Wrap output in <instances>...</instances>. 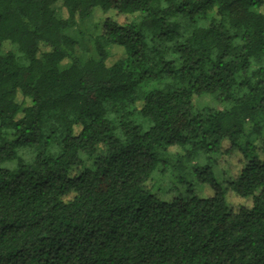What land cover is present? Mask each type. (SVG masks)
<instances>
[{
  "label": "trees",
  "instance_id": "obj_1",
  "mask_svg": "<svg viewBox=\"0 0 264 264\" xmlns=\"http://www.w3.org/2000/svg\"><path fill=\"white\" fill-rule=\"evenodd\" d=\"M0 264H264V0H0Z\"/></svg>",
  "mask_w": 264,
  "mask_h": 264
},
{
  "label": "rangeland",
  "instance_id": "obj_2",
  "mask_svg": "<svg viewBox=\"0 0 264 264\" xmlns=\"http://www.w3.org/2000/svg\"><path fill=\"white\" fill-rule=\"evenodd\" d=\"M100 19V14L95 13L91 18H87L84 21H79L76 25L75 28L72 30L71 35L75 37V39L81 44L76 48V52L78 56L80 57L81 54H83L84 51H86V54L84 53L85 58L90 59V58H96V55L92 51V47L90 44V34L92 32V24L96 22L97 20ZM74 34V35H73ZM81 37V38H80ZM83 46V48H81ZM196 107L197 108H218L219 104L217 103V100L213 96H202L196 100ZM228 165H230L228 173L231 174L233 173L236 168L237 164L234 159H230V162H226ZM221 165V164H220ZM225 170V166H224ZM198 194L199 195H206L205 191L201 188L198 187ZM232 202L237 203L235 200H232Z\"/></svg>",
  "mask_w": 264,
  "mask_h": 264
}]
</instances>
